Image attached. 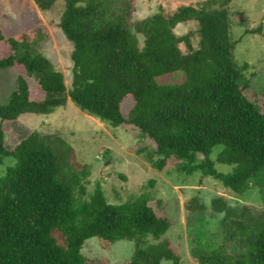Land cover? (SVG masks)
Masks as SVG:
<instances>
[{
  "label": "trees",
  "instance_id": "1",
  "mask_svg": "<svg viewBox=\"0 0 264 264\" xmlns=\"http://www.w3.org/2000/svg\"><path fill=\"white\" fill-rule=\"evenodd\" d=\"M4 1L15 23L0 24V69L13 71L16 85L0 106V165L14 160L0 176V264H108L81 255L89 238L104 249L116 240L133 241L131 258L118 264L176 263L167 242H148L158 241L171 224L146 196L109 204L97 187L84 200L82 188L76 194L75 181L62 173L48 137L32 131L7 148L2 124L22 114L47 115L69 99L113 127L135 128L152 144L159 169L173 158L186 174L200 172L241 195L264 170V90L258 100L249 91V98L246 64L238 69L232 62L229 9L182 6L167 14L159 8L128 24V0H63L58 28L72 47L66 90L62 72L38 50L49 36L37 11L56 0ZM188 21L196 22L199 40L182 54L178 44L188 39L173 29ZM178 71L181 83H155ZM215 146L221 147L216 162L232 166L230 173L213 168L208 157ZM212 206L224 214L219 241L195 253L204 218L214 212L196 197L183 203L195 264H264V209L224 206L219 198Z\"/></svg>",
  "mask_w": 264,
  "mask_h": 264
},
{
  "label": "rangeland",
  "instance_id": "2",
  "mask_svg": "<svg viewBox=\"0 0 264 264\" xmlns=\"http://www.w3.org/2000/svg\"><path fill=\"white\" fill-rule=\"evenodd\" d=\"M128 2L131 6L128 24L157 13L159 8L170 14L182 6L197 9L227 7L230 12L229 40L236 42L231 51L232 62L238 69L246 64V68L242 70L244 78L248 81L246 94L249 97L251 91L252 98L259 99L264 90V0H128ZM63 7V0H56L49 10L37 11L49 36L46 41L39 44L38 50L62 72L64 85L68 90L71 81L72 47L58 28ZM14 23L15 14L5 5L4 0H0V24L11 28ZM173 31L178 37L186 36L188 39V44L183 42L178 44L182 54L188 53L189 47L196 48L199 36L195 21L179 23ZM137 37L141 43V37ZM27 80L29 87L35 88L33 80L29 78ZM182 81L183 73L178 71L156 78L155 83L176 85ZM15 85L16 74L9 68L0 69V106L7 103V97ZM128 107L129 103H125L123 113ZM2 127L7 148L13 147L32 131L48 137L61 159L62 173L68 180L75 181L76 194L82 188L81 197L84 200H89L97 187L109 204H121L139 196H146L149 205L157 212L165 213L171 224L158 241L149 239L148 242L152 244L167 242L170 249L179 257L176 263L163 260L160 264H195L183 210L185 200L196 197L208 211L212 210V201L217 198L224 206L234 208L251 205L258 210L264 209V170L248 184L245 192L237 195L211 177H204L200 172L186 174L179 162L173 158L168 159L159 169L156 166L158 160L153 154L152 144L135 128L129 125L113 127L81 111L69 99L64 106L55 108L47 115L22 114L14 122L3 123ZM220 150V146L213 147L208 158L217 172L228 174L232 166L216 162ZM199 159L201 160V157ZM13 162L10 157L3 159L0 176L6 167L13 165ZM213 212L214 216L204 218V225L200 228V250H194L195 253L203 248V251H207L219 241L224 214L218 210ZM252 214L253 217H261L256 212ZM246 221L249 224L253 222L250 218ZM134 248L133 241L116 240L104 249L99 246L96 238H89L80 253L88 259L118 264L130 259Z\"/></svg>",
  "mask_w": 264,
  "mask_h": 264
}]
</instances>
